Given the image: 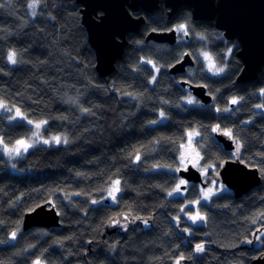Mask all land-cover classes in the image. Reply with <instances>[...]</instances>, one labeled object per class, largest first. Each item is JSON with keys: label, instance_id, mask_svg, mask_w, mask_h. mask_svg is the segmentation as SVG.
<instances>
[{"label": "trees", "instance_id": "1", "mask_svg": "<svg viewBox=\"0 0 264 264\" xmlns=\"http://www.w3.org/2000/svg\"><path fill=\"white\" fill-rule=\"evenodd\" d=\"M29 3L0 0V101L29 119L47 121L44 135L65 133L69 142L31 148L12 161L16 170L0 154V264H33L38 258L43 264H175L180 256L185 257L180 264H252L264 252V218L257 215L264 212V108L256 107L264 105L259 91L264 67L256 80L239 83L243 63L237 45L227 52L236 42H227L214 23L194 21L185 7L170 19L165 11L145 14L139 32L127 35L116 70L101 77L81 6L74 0H41L32 17ZM175 23L186 25V40L175 45L145 40L149 30ZM10 50L16 64L7 59ZM187 51L194 66L172 75L169 68ZM201 51L224 71L208 72ZM153 75L157 79L150 83ZM182 79L205 85L212 101L197 98L189 104L192 92ZM232 97L243 99L233 105ZM153 120L157 123H149ZM216 125L219 133L232 130L231 138L242 146L239 157L258 168L262 180L243 196L235 198L228 188L202 201L194 210L205 219L192 224L185 213L193 210L189 201L200 199V184L189 183L182 195L168 192L182 178L175 169L190 128L199 130L203 165L218 170L233 156L214 137ZM31 131L24 120L10 121L0 112L5 144ZM114 179H120L122 191L113 204L105 194ZM44 203L58 210L60 225L23 230L24 214ZM126 214L142 217L143 225L125 236L106 233L112 220ZM252 240L253 245L246 242ZM197 243L204 244V252L195 251Z\"/></svg>", "mask_w": 264, "mask_h": 264}, {"label": "water", "instance_id": "2", "mask_svg": "<svg viewBox=\"0 0 264 264\" xmlns=\"http://www.w3.org/2000/svg\"><path fill=\"white\" fill-rule=\"evenodd\" d=\"M81 6V22L87 30V37L96 54V66L99 75L109 76L116 70L115 66L123 59L128 44V34L138 33L145 23V16L133 14L143 10L153 13L159 8V0H74ZM169 8V17L177 14L179 9L189 7L194 21H210L217 30L223 32L227 41L236 40L239 49L237 58L243 66L237 76L239 83L256 80L264 67V0H164ZM155 30V31H154ZM149 30L146 41L175 45L177 31L175 28ZM171 30V31H169ZM194 57L190 52L171 65L172 75L184 74L188 67L194 66ZM181 85L189 87L194 97L203 104H209L213 96L203 84H194L181 80ZM214 137L228 152L236 151L234 139L215 132ZM179 176L189 183L207 185L202 172L193 165L180 168ZM219 170V181L229 188L234 197L245 195L250 189L261 183L258 168L250 167L238 156H231L223 162ZM153 218V216H151ZM23 230L53 228L60 225L58 210L49 203L35 207L23 216ZM117 223H109L106 233H118L123 236L134 226H142L143 218L133 215H120ZM257 234V232H256ZM255 234V235H256ZM253 240L251 245H253ZM246 247V245L244 246ZM43 264V263H42ZM252 264H264V252L253 259Z\"/></svg>", "mask_w": 264, "mask_h": 264}, {"label": "snow or ice", "instance_id": "3", "mask_svg": "<svg viewBox=\"0 0 264 264\" xmlns=\"http://www.w3.org/2000/svg\"><path fill=\"white\" fill-rule=\"evenodd\" d=\"M41 0H30V3L28 4V7L30 9H33V15H35V8H36V5L38 3H40ZM175 30L176 31H183L185 35L188 34V31H187V28H186V25L184 23H180L178 25L175 26ZM155 31V30H154ZM171 31V30H169ZM198 35H201V38L202 37V34H198ZM232 48H228L227 49V52L228 53H231L232 52ZM202 55L204 57V59L208 62V71L209 72H212L213 75H216V74H220L224 71V68L223 67H217L212 56L208 53V52H202ZM7 59L10 63L12 64H16L17 63V60H16V52L15 51H12L10 50L8 52V56H7ZM143 59V58H141ZM147 64L149 65H152V68L155 69L156 71H159V68L153 63L152 60H147L146 61ZM157 79V77L155 75H153L151 77V80L149 81L150 83L152 81H155ZM261 92V94H264V88H261L259 90ZM127 95H132L131 93H127ZM243 97H232L231 100H230V103L235 105L237 104L238 100H242ZM187 102L189 104H192L194 103V99L189 96L187 98ZM257 108H264V105H256ZM7 108V104L0 101V109H6ZM218 111H220V109H217ZM84 112H88L89 109H83ZM223 111H229V109L225 108L223 109ZM160 116L161 117H164L165 116V113L163 111L160 112ZM16 117H24V113L21 112V110L19 108H16ZM16 117H9L10 120H14L16 119ZM28 123L29 124H33V121L32 120H28ZM47 123V121H44V120H41V121H38V122H35V128H36V131H34L32 133V136H37L38 133H39V130L41 129V126L42 125H45ZM149 123L151 124H155L157 123V121L153 120V121H150ZM220 130V126L219 125H216L212 128V131L213 132H216ZM224 132V135L226 136H229L230 138L233 136V132L231 129H224L223 130ZM188 148L190 149L191 153L194 154L192 156V159L188 160V163H192V165L195 167L196 164L200 161L201 157H200V153L198 151H196L195 148H192V138L194 136H197L199 135V133H197L195 130H192V131H189L188 132ZM61 139L62 137L61 136H53L51 137V141L52 142H55L56 144H59L61 142ZM43 144H49L50 143V140L49 139H43ZM63 142L64 143H68V140L66 137L63 138ZM3 140H0V144H3ZM35 143V141H33V143H28L26 140L24 139H19L15 142V145H13L12 147H9L8 144H4V148H3V151L5 154H8V155H17L19 156L21 154V150L23 151H28L29 148L33 147V144ZM185 146L182 144L181 145V148H184ZM236 151L235 153H233L232 155L234 156H239L240 154V150H241V144L240 142L237 140L236 141ZM264 155V154H262ZM135 159L137 161H140L141 159V155L139 154V152H137V154L135 155ZM185 160H186V153L184 152H181L180 154V165L181 167H184L185 170L187 168V165L185 163ZM153 167H159V165H153ZM212 165H206L204 169H202V173L205 172L208 168H211ZM181 169L180 167H177L175 169V171L179 172ZM261 173L264 174V168L261 169ZM120 184H121V181L120 180H112L111 183H110V186L108 188V195L109 197L112 198L113 201H115L117 199V193L121 192L122 189L120 187ZM187 184V181L184 180V179H180L179 182L176 184V186L174 188H172L171 191L168 192V196H172L173 194H179L180 191H181V186L183 185H186ZM216 191H220L219 189H217ZM73 195H76V194H73ZM214 195V191L213 189L211 188H208V189H204L202 190V196H201V199H197V200H193V201H189L188 203L189 204H201L202 201H207L211 196ZM47 202V201H46ZM100 201L98 200H93L92 203L93 204H97L99 203ZM37 207H39V205H37ZM31 210V209H30ZM181 211L183 212L184 211V207L181 206ZM188 215V219L192 221L193 224L197 223L198 221H203L205 219L204 215L201 214L199 211L195 212L194 214L192 213H187ZM259 217L261 218H264V212H261V213H258L257 214ZM179 218V217H177ZM111 223H117L115 220H112ZM253 223H255V220H253ZM262 229H264V226H262ZM185 231H188L190 232L191 230L190 229H185ZM12 238L15 239L16 238V235L17 233L15 231L12 232ZM257 239H260V237H257ZM247 243H251V241H246ZM29 247H33L32 245H29ZM113 247H115L113 245ZM195 251L196 252H204L205 251V246L203 243H197L195 245ZM183 259H185L184 256H180L177 258L175 264H180V261H182ZM33 264H42V261L38 258L37 260H35L33 262Z\"/></svg>", "mask_w": 264, "mask_h": 264}, {"label": "rangeland", "instance_id": "4", "mask_svg": "<svg viewBox=\"0 0 264 264\" xmlns=\"http://www.w3.org/2000/svg\"><path fill=\"white\" fill-rule=\"evenodd\" d=\"M38 4L36 5V8H35V13H37V10H38ZM29 8V7H28ZM29 10H30V15L32 16V17H34L35 15H33V9H30L29 8ZM178 24H180V23H175V25L173 26L174 28H175V26L176 25H178ZM177 34L179 35V40L180 41H184V40H186V38H187V35H185L184 34V32L183 31H177ZM236 44H234V43H231L230 44V46H229V48H231V47H233V46H235ZM202 52H204V51H201L200 52V54H201V56H202V63L206 66V69H207V71H208V62L204 59V57H203V55H202ZM210 54V53H209ZM211 55V54H210ZM212 56V55H211ZM213 58V57H212ZM214 60V59H213ZM217 66V65H216ZM209 72V71H208ZM212 73V72H211ZM189 96H191L194 100H196L197 98L196 97H194L193 95H192V93H189V95H188V97ZM16 108H18V107H16V106H13V107H10V106H7V108L6 109H0V112H3V113H5L7 116H8V120H10L9 119V117H16ZM20 109V108H19ZM21 110V109H20ZM21 112H23L22 110H21ZM24 113V112H23ZM15 120H24L28 125H31L32 126V131H31V133H30V135H29V137H25V138H20V139H24V140H26L28 143H33V141H35V143L33 144V147H36V146H42V145H44V146H48V147H52V146H59V145H64V144H67V143H64L63 142V138L64 137H66L67 138V140H68V142H69V138H68V135L67 134H65V133H62V134H52V135H44L43 134V128L45 127V125H42L41 126V129L39 130V133H38V135L37 136H32V133L34 132V131H36V128H35V122H38V121H34V120H32V119H29L28 117H27V115H25L24 114V117H16V119H14V120H10V121H15ZM28 120H32L33 121V124H29L28 123ZM45 121V120H44ZM192 130H195L197 133H199V130L197 129V128H190V130H188L187 132H186V137H185V141L182 143L185 147L184 148H181V145L182 144H180V147H179V156H178V161H179V165H178V167H180L181 168V165H180V154H181V152H184V153H186V160H185V163H186V165L188 166V165H192V163H188V160H190V159H192V156L194 155V154H192L191 153V151H190V149L188 148V132L189 131H192ZM53 136H61L62 137V139H61V142L59 143V144H56L55 142H52L51 141V137H53ZM198 138H199V135H197V136H194L193 138H192V148H195L196 149V151H198L199 153H200V150H198V147H197V140H198ZM43 139H49L50 140V143L49 144H43ZM0 140H2V137H0ZM16 142V141H15ZM15 142L13 143V144H10V145H8L9 147H12L13 145H15ZM4 144L5 143H3V144H0V154L4 157V158H6L8 161H11V164H10V169H13V170H16V168H15V166H14V164L12 163V161L14 160V159H16V158H18V157H21V155H23L24 153H26L25 151H23V150H21V154L19 155V156H17V155H15V154H13V155H8V154H5L4 153V151H3V148H4ZM33 147H31V148H33ZM31 148H29L28 150H30ZM200 157H201V153H200ZM195 167H197L198 169H199V171H201L202 169H204L205 168V165H203L202 164V160L200 159V161L196 164V166ZM182 168H184V167H182ZM202 172V171H201ZM219 170H217L214 166H212L211 168H208L205 172H203L202 173V175H203V179H204V181H208V184L206 185V186H201V185H199L200 186V192H201V196H202V190H204V189H208V188H211V189H213V191H214V195L215 194H218V193H221V192H225V190L226 189H228L225 185H223V183L221 182V181H219ZM181 179H183V178H181ZM114 180H120V179H114ZM185 180V179H184ZM111 183V182H110ZM189 183L187 182V184L186 185H188ZM109 186H110V184L108 185V188H109ZM120 187H121V185H120ZM108 188H107V191H106V194H105V196H106V198L107 199H109L113 204L114 203H116L117 202V199L115 200V201H113L112 200V198L111 197H109V195H108ZM217 189H219L220 191H216ZM184 190L185 189H182L181 191H180V193L179 194H176V195H182V194H184ZM117 195H118V193H117ZM213 195V196H214ZM213 196H211V197H213ZM118 197V196H117ZM210 197V198H211ZM209 198V199H210ZM200 199H201V197H200ZM208 199V200H209ZM188 205H190L191 207H193V210L192 211H188V212H186L185 213V216L187 217V220L190 222V223H192V221L191 220H189L188 219V215H187V213H192V214H194L195 212H197V209H195L194 210V207L196 208L197 207V204H188ZM199 222H201V221H198L197 223H199ZM193 224V223H192ZM11 240H13V238L11 237Z\"/></svg>", "mask_w": 264, "mask_h": 264}, {"label": "flooded vegetation", "instance_id": "5", "mask_svg": "<svg viewBox=\"0 0 264 264\" xmlns=\"http://www.w3.org/2000/svg\"><path fill=\"white\" fill-rule=\"evenodd\" d=\"M159 2H160V6H159V8L158 9H156L155 11H153V13H147V12H145V11H143V10H140L139 12H134L133 14H136V15H144L145 16V18H146V15L145 14H150V15H153V14H155V12H157V11H160V12H162V11H165L166 13H167V18L168 19H170L171 17H173V16H171V17H169V13H168V10H169V8H167V6H166V3L164 2V0H159ZM189 8V7H188ZM190 9V8H189ZM180 10V9H179ZM190 12H191V9H190ZM175 15V14H174ZM208 22H210V21H208ZM213 23V22H212ZM171 28H174V27H171ZM167 29H170V28H167ZM220 31V30H219ZM220 32H222V31H220ZM222 35H223V32H222ZM187 36H188V34H187ZM223 37H224V35H223ZM179 38V35L177 34V39ZM224 39H225V37H224ZM226 40V39H225ZM227 41V40H226ZM230 41V40H229ZM229 41H227V42H229ZM232 42H236V45H237V47H238V49H239V44H238V42L236 41V40H231ZM237 49V50H238ZM236 50V51H237ZM237 53V52H236ZM261 73H262V71H261ZM260 73V74H261ZM259 74V75H260ZM209 93V92H208ZM210 94V93H209ZM216 132H218V131H216ZM234 143H235V146H236V142L234 141ZM236 148V147H235ZM189 183V182H188ZM182 188H181V190L182 189H185L186 187H187V185H183V186H181Z\"/></svg>", "mask_w": 264, "mask_h": 264}, {"label": "bare ground", "instance_id": "6", "mask_svg": "<svg viewBox=\"0 0 264 264\" xmlns=\"http://www.w3.org/2000/svg\"><path fill=\"white\" fill-rule=\"evenodd\" d=\"M115 220V219H114Z\"/></svg>", "mask_w": 264, "mask_h": 264}]
</instances>
